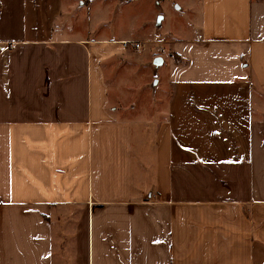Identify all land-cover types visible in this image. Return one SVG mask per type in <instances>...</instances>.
Returning a JSON list of instances; mask_svg holds the SVG:
<instances>
[{"label":"crops","instance_id":"obj_1","mask_svg":"<svg viewBox=\"0 0 264 264\" xmlns=\"http://www.w3.org/2000/svg\"><path fill=\"white\" fill-rule=\"evenodd\" d=\"M131 1L0 0V264H264V0Z\"/></svg>","mask_w":264,"mask_h":264},{"label":"rangeland","instance_id":"obj_2","mask_svg":"<svg viewBox=\"0 0 264 264\" xmlns=\"http://www.w3.org/2000/svg\"><path fill=\"white\" fill-rule=\"evenodd\" d=\"M188 2H190V0H133L128 4L129 7H127V11L137 14L141 21H144L141 23L145 26L144 30L146 32L151 31L152 33H155L158 30L163 31L164 29L169 28H175L176 30L183 23L182 17L185 16L184 12L181 10L182 8L176 7V4L184 7ZM160 10L166 13V18L161 23L162 26L159 25L158 19L155 16V12H159ZM124 26L126 27L128 25L124 24ZM111 28L116 31L118 26L117 24H114ZM125 29H128V27ZM129 32H131V30H129ZM131 34L134 35L137 33L134 31ZM148 90L149 92H156V90H159V87L154 81L150 84Z\"/></svg>","mask_w":264,"mask_h":264},{"label":"built area","instance_id":"obj_3","mask_svg":"<svg viewBox=\"0 0 264 264\" xmlns=\"http://www.w3.org/2000/svg\"><path fill=\"white\" fill-rule=\"evenodd\" d=\"M129 42H123L124 45H127ZM133 47L136 50H141L142 49V44L133 42ZM13 47V44L11 42H0V52H4L6 50H9Z\"/></svg>","mask_w":264,"mask_h":264},{"label":"trees","instance_id":"obj_4","mask_svg":"<svg viewBox=\"0 0 264 264\" xmlns=\"http://www.w3.org/2000/svg\"><path fill=\"white\" fill-rule=\"evenodd\" d=\"M173 56H174V59L176 60V61H182L177 55H175V54H173Z\"/></svg>","mask_w":264,"mask_h":264}]
</instances>
